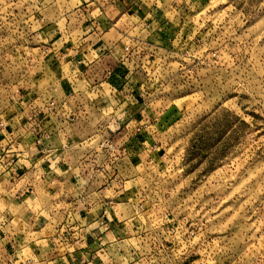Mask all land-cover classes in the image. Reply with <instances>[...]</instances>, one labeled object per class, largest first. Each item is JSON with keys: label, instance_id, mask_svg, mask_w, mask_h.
Here are the masks:
<instances>
[{"label": "rangeland", "instance_id": "obj_1", "mask_svg": "<svg viewBox=\"0 0 264 264\" xmlns=\"http://www.w3.org/2000/svg\"><path fill=\"white\" fill-rule=\"evenodd\" d=\"M94 1L0 0V264H264V0Z\"/></svg>", "mask_w": 264, "mask_h": 264}, {"label": "crops", "instance_id": "obj_2", "mask_svg": "<svg viewBox=\"0 0 264 264\" xmlns=\"http://www.w3.org/2000/svg\"><path fill=\"white\" fill-rule=\"evenodd\" d=\"M90 1H92L93 3L95 2L94 0H90ZM86 17H88V14H86ZM2 225H4L5 227H6V224H4L3 222L1 223ZM0 227H2V226H0ZM2 229H4L3 227H2ZM1 230V229H0ZM49 255H51V253H46V257H47V259H50L48 256ZM70 257H72L74 260H76L77 259V257H78V255L77 254H67V256H65V258H62V259H58V257L56 258V257H54V256H52V259L51 260H60V261H63V259H64V261H66L67 259H69Z\"/></svg>", "mask_w": 264, "mask_h": 264}]
</instances>
